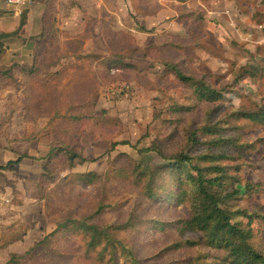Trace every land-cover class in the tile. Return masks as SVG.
Wrapping results in <instances>:
<instances>
[{
    "label": "rangeland",
    "instance_id": "374dc122",
    "mask_svg": "<svg viewBox=\"0 0 264 264\" xmlns=\"http://www.w3.org/2000/svg\"><path fill=\"white\" fill-rule=\"evenodd\" d=\"M158 9L152 30L143 17L136 20L141 47L147 35L145 51L128 29L111 31L110 43L100 45L108 57L137 64L118 79L109 64L97 74L88 58H68L59 73L48 71L44 85L33 78L34 91L16 108L0 110L1 146L28 158L20 171L27 179L11 182V233L0 245L30 229L44 232L14 264H231L226 250L188 225L197 172L163 157L182 152L213 168L214 159L201 157L226 150L221 163L229 173L259 184L238 204L261 214L253 242L264 251V123L229 117L264 103V0H163ZM166 63L204 78L226 99L198 101ZM124 83V92L111 90ZM216 122L220 136L208 126ZM192 131L204 141L188 144ZM233 135L240 136L237 147L211 141Z\"/></svg>",
    "mask_w": 264,
    "mask_h": 264
},
{
    "label": "crops",
    "instance_id": "0c3cea01",
    "mask_svg": "<svg viewBox=\"0 0 264 264\" xmlns=\"http://www.w3.org/2000/svg\"><path fill=\"white\" fill-rule=\"evenodd\" d=\"M53 3L56 6L55 23L45 19L48 0H32L24 8L10 6L6 0H0V70L11 69L6 77L0 75V110L16 108L22 102L23 94L30 93L33 78L40 84V80L49 76L48 71L59 73L68 58L76 61L88 58L92 64L88 69L98 74L107 57V52L101 50L100 45L110 43L111 31L116 35L117 32L129 34L126 29L132 30L137 33L133 34L137 37L139 50L145 51L147 35L143 47L138 40L141 25L152 30L156 26V16L163 8L158 9L163 0H54ZM24 11L26 23L21 27ZM133 13L136 17L132 16ZM140 17L146 20L145 24L140 25L136 21ZM52 28L56 32L53 37L56 41L47 37ZM153 34L156 33H149V36ZM125 59L131 60L130 56ZM27 107L30 106L23 103L22 108ZM22 154L15 146L0 144V166L22 157L14 167L0 169V237L3 238L11 233L7 222L13 220L15 208L11 182L14 179L23 182L28 177V173L20 172L21 167L28 163V158ZM43 234V230L36 228L30 229L18 242L7 243L2 239L0 264L7 263L14 253L29 250L44 237Z\"/></svg>",
    "mask_w": 264,
    "mask_h": 264
},
{
    "label": "trees",
    "instance_id": "16d2710c",
    "mask_svg": "<svg viewBox=\"0 0 264 264\" xmlns=\"http://www.w3.org/2000/svg\"><path fill=\"white\" fill-rule=\"evenodd\" d=\"M54 0H48L49 4L45 19L55 23V4ZM26 23V11L23 12L21 27ZM51 34L47 37L54 39L56 32L54 28L50 29ZM115 36H118L117 34ZM56 41V39H54ZM120 55L113 57H106L104 64H109L111 67L110 71L115 79L128 69L133 68L134 64L128 63L127 60L117 58ZM126 58V57H125ZM58 63L55 61V64ZM165 70L172 72L176 77L183 83L190 85L194 94L197 96L198 101L207 102L210 104H217L219 101L226 99L224 91L217 89L209 84L204 78H197L194 75L186 74L177 64L166 63ZM135 68V67H134ZM112 69H116L115 73H112ZM10 68L0 70V75L6 77ZM38 83V81H36ZM41 84H45V79L39 81ZM34 87V86H33ZM34 91V88L30 90V93ZM29 93V94H30ZM215 111L209 113V118L212 119ZM230 118L233 119H247L249 121L264 123V103L257 104L254 109H247L241 107L234 110L232 114H229ZM209 128L213 131L214 135H221L219 131L221 123L208 124ZM207 127V126H206ZM217 129V130H216ZM206 130V129H205ZM240 136H231L230 138H216L214 141L219 147H224L229 144H234L237 147V140ZM199 136L198 131H192L188 138V144H196L203 142ZM246 148H251L254 144H246ZM159 153L162 154V152ZM163 155V154H162ZM228 151L224 150L220 154L215 156L204 155L203 159H214L216 164L213 168H206L201 165L195 164L194 157L190 154L181 153L168 157L163 155L165 158L173 159L177 166L189 165L194 171L197 172L193 176V183L196 185L197 205L193 209L192 218L189 220L188 225L192 228L204 231L206 233L208 243L212 247L220 250L227 251V257L225 262L231 264H264V251L259 250L253 242L254 228L252 226L253 221L260 217L261 214L257 212H251L247 208H243L238 204L240 200L247 194H253L259 191V184L252 181L242 182V180L233 174L229 173V166L221 163V158L228 156ZM73 158H79L81 161H85V157L72 154ZM22 158L16 161H10L6 166H0V169H10L21 161ZM197 161L200 160L198 157L195 158ZM201 161V160H200ZM240 166V165H239ZM235 166L238 170L240 167ZM247 219V224H244V220ZM60 227L61 224H58ZM43 240L39 241L42 242ZM189 243H193L189 241ZM32 249V248H31ZM30 249V250H31ZM16 253L12 254L9 261L5 264H14L13 260L16 259Z\"/></svg>",
    "mask_w": 264,
    "mask_h": 264
},
{
    "label": "built area",
    "instance_id": "2783aa9c",
    "mask_svg": "<svg viewBox=\"0 0 264 264\" xmlns=\"http://www.w3.org/2000/svg\"><path fill=\"white\" fill-rule=\"evenodd\" d=\"M7 4L10 6H15L17 8H24L27 5H29L32 0H6ZM21 12V11H20ZM116 69H112V73H115ZM113 89L111 88V90H115V91H122L124 92L126 90V88H129V85L124 83L121 85H112Z\"/></svg>",
    "mask_w": 264,
    "mask_h": 264
}]
</instances>
